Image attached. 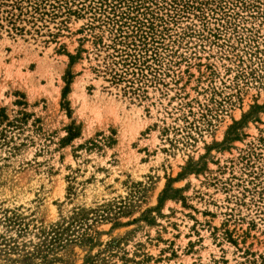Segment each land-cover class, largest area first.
Wrapping results in <instances>:
<instances>
[{
    "label": "rangeland",
    "instance_id": "1",
    "mask_svg": "<svg viewBox=\"0 0 264 264\" xmlns=\"http://www.w3.org/2000/svg\"><path fill=\"white\" fill-rule=\"evenodd\" d=\"M0 109V264H264V0H0Z\"/></svg>",
    "mask_w": 264,
    "mask_h": 264
},
{
    "label": "trees",
    "instance_id": "2",
    "mask_svg": "<svg viewBox=\"0 0 264 264\" xmlns=\"http://www.w3.org/2000/svg\"><path fill=\"white\" fill-rule=\"evenodd\" d=\"M67 93V92H66ZM67 95V94H66ZM66 95L64 96V98H66ZM19 104H21L20 102H18ZM4 120H8V118H7V116L5 115V109H0V122L2 123V121H4ZM10 125L9 126H11V124L12 123H9ZM166 193H167V190H165L164 192H163V196H162V198H161V200H160V204L163 202V200H164V195H166Z\"/></svg>",
    "mask_w": 264,
    "mask_h": 264
}]
</instances>
